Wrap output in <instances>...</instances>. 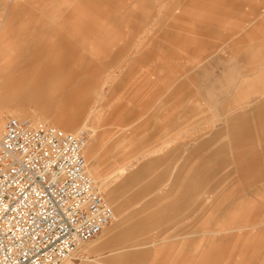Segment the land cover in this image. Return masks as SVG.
<instances>
[{
  "label": "rangeland",
  "instance_id": "rangeland-1",
  "mask_svg": "<svg viewBox=\"0 0 264 264\" xmlns=\"http://www.w3.org/2000/svg\"><path fill=\"white\" fill-rule=\"evenodd\" d=\"M63 1L0 0V49L60 47L95 90L46 107L13 89L0 127L19 116L86 130L104 196L181 209L177 264H264V0Z\"/></svg>",
  "mask_w": 264,
  "mask_h": 264
},
{
  "label": "built area",
  "instance_id": "built-area-1",
  "mask_svg": "<svg viewBox=\"0 0 264 264\" xmlns=\"http://www.w3.org/2000/svg\"><path fill=\"white\" fill-rule=\"evenodd\" d=\"M86 130L11 116L0 134V264H63L116 219Z\"/></svg>",
  "mask_w": 264,
  "mask_h": 264
},
{
  "label": "crops",
  "instance_id": "crops-1",
  "mask_svg": "<svg viewBox=\"0 0 264 264\" xmlns=\"http://www.w3.org/2000/svg\"><path fill=\"white\" fill-rule=\"evenodd\" d=\"M8 49H0V53H5ZM19 49L23 50L24 47L19 46ZM61 95L66 93L58 96ZM258 110L262 111L261 107ZM238 133L243 136V140L244 137L252 139L256 137L257 130L244 131L243 128H239ZM252 160L257 163L259 158L254 157ZM245 167L247 164H239V168ZM89 169L90 174L100 181V176L94 167L91 165ZM105 197L113 205L118 219L109 224L98 236L85 243L78 251L81 258L72 259V264H160L162 261L177 264V256L174 252L177 245L176 229L177 224L182 225V212L181 209L177 212V206L172 205L175 203L174 199L167 203V206H161L158 200H151L141 204L135 202L134 207H131L130 205H133L131 201L114 199L115 197L106 188ZM196 221L198 222L197 219Z\"/></svg>",
  "mask_w": 264,
  "mask_h": 264
},
{
  "label": "bare ground",
  "instance_id": "bare-ground-1",
  "mask_svg": "<svg viewBox=\"0 0 264 264\" xmlns=\"http://www.w3.org/2000/svg\"><path fill=\"white\" fill-rule=\"evenodd\" d=\"M81 1L64 0L61 9L67 10ZM61 52L60 47L36 44L26 52L17 47L9 48L5 53H0V57L12 56L8 64L0 62V97L10 90L16 89L15 102L18 104L29 102L48 107L57 103V100L47 99L50 95L58 97L59 94H65L67 90H69L70 96L79 89L83 91L82 94L91 92L92 89L94 91L95 87L92 83L88 84L87 79L74 75L77 64L70 59L61 58ZM42 56L44 58L40 59ZM69 99V97L63 99L62 103H68ZM1 131L2 127L0 134Z\"/></svg>",
  "mask_w": 264,
  "mask_h": 264
}]
</instances>
